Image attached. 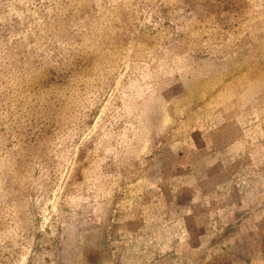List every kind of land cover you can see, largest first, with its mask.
<instances>
[{
	"label": "rangeland",
	"instance_id": "rangeland-1",
	"mask_svg": "<svg viewBox=\"0 0 264 264\" xmlns=\"http://www.w3.org/2000/svg\"><path fill=\"white\" fill-rule=\"evenodd\" d=\"M0 264H264V0H0Z\"/></svg>",
	"mask_w": 264,
	"mask_h": 264
}]
</instances>
